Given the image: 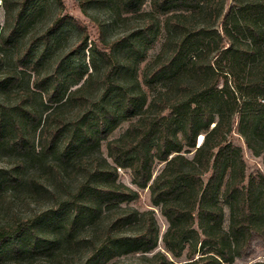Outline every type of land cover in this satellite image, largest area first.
Listing matches in <instances>:
<instances>
[{
  "label": "trees",
  "instance_id": "16d2710c",
  "mask_svg": "<svg viewBox=\"0 0 264 264\" xmlns=\"http://www.w3.org/2000/svg\"><path fill=\"white\" fill-rule=\"evenodd\" d=\"M21 1L19 20L32 0ZM101 3L143 24L112 39L102 30L89 67H46V50L0 30V264H234L264 238V171L247 180L244 150L228 140L238 118L264 158V0ZM68 22L80 31L70 53L88 47L87 27L68 14L35 42L46 49ZM119 169L166 217V251L155 212L131 205L140 192Z\"/></svg>",
  "mask_w": 264,
  "mask_h": 264
},
{
  "label": "rangeland",
  "instance_id": "374dc122",
  "mask_svg": "<svg viewBox=\"0 0 264 264\" xmlns=\"http://www.w3.org/2000/svg\"><path fill=\"white\" fill-rule=\"evenodd\" d=\"M21 2V0H7L6 3L11 8L10 16H7L4 0H0V30L4 32L12 30V36L15 40H17L18 46L21 49L27 47L30 42H33V52L35 55L46 50V54L44 56V64L46 67H52L61 60L65 61L64 64L66 65L73 64L76 66L81 64L84 67H89L91 57V52L89 50L90 44L99 40L102 30L107 38L112 39L118 36L131 34L132 31L137 30L143 24V21L140 20L139 17L132 18L133 15L131 14L126 17L127 19L117 21L108 6L106 4L103 5L101 0H63L64 6H61L57 0H32L29 7L25 8V13L19 20L15 19L14 16L16 11L23 8ZM230 2H232V0H229V3ZM143 9H150L149 2L145 3ZM59 14H68L87 27L89 36L88 47L70 53L71 48L78 42L80 36L78 27L73 24H69L71 22L64 24L58 30L55 36L52 37L51 42L47 45L46 49L42 40L35 42L38 36ZM29 15H32V17ZM218 28L221 30V26ZM164 36L165 33L162 29L154 47L149 52L148 59L142 63V67L139 71L140 73L145 64L160 50L164 41ZM4 51H6V54L8 55L7 62L9 64H13V49L6 48ZM91 70L92 69H89V71ZM7 74V69L2 67L0 69V80H3ZM127 127L128 123H123L110 138L118 137ZM200 138H203V136H200L199 139ZM228 140L241 146L244 150L247 180L258 171H264L263 155L257 154L248 146L245 137L238 130V118L234 125V130L228 137ZM101 151L105 156L108 155L107 141L102 142ZM161 168L162 164L158 163L155 166L154 174L156 175ZM119 180L133 188L139 189L140 197L131 203L132 206L138 208L139 210H153L155 212V217L161 229V237L159 239L157 249L166 251L162 241V234L168 227V221L162 214L160 207L155 206L152 203L150 190L148 188H138L135 184H133L132 175L128 169H119ZM224 209V226L228 228L231 212L227 205L224 206ZM196 227H199L198 223L196 224ZM168 255L171 256L169 253ZM184 258L185 257L176 259V261ZM258 261H264L263 237H257L253 241L250 251L246 255L237 258L234 264H255ZM32 264H42V261H33Z\"/></svg>",
  "mask_w": 264,
  "mask_h": 264
},
{
  "label": "water",
  "instance_id": "95a60500",
  "mask_svg": "<svg viewBox=\"0 0 264 264\" xmlns=\"http://www.w3.org/2000/svg\"><path fill=\"white\" fill-rule=\"evenodd\" d=\"M202 139H203V138H200V139H199V141H198V145L202 142Z\"/></svg>",
  "mask_w": 264,
  "mask_h": 264
}]
</instances>
